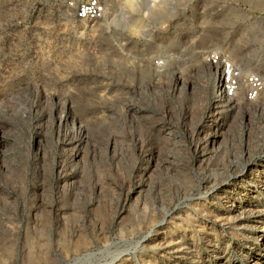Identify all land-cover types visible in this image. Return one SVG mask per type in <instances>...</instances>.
Masks as SVG:
<instances>
[{
	"label": "rangeland",
	"instance_id": "1",
	"mask_svg": "<svg viewBox=\"0 0 264 264\" xmlns=\"http://www.w3.org/2000/svg\"><path fill=\"white\" fill-rule=\"evenodd\" d=\"M63 1L0 0V264H264V99L206 62L264 77V0Z\"/></svg>",
	"mask_w": 264,
	"mask_h": 264
},
{
	"label": "built area",
	"instance_id": "2",
	"mask_svg": "<svg viewBox=\"0 0 264 264\" xmlns=\"http://www.w3.org/2000/svg\"><path fill=\"white\" fill-rule=\"evenodd\" d=\"M63 2L69 16L77 21L95 23L107 17L106 4L101 0H64ZM17 33L14 31L10 34L16 36ZM16 44L19 43H15L12 37V42L8 46ZM206 62L217 73L215 93L218 99L228 102L243 99L247 103H258L264 99L262 75L243 72L231 57L222 51L210 52L206 56Z\"/></svg>",
	"mask_w": 264,
	"mask_h": 264
}]
</instances>
